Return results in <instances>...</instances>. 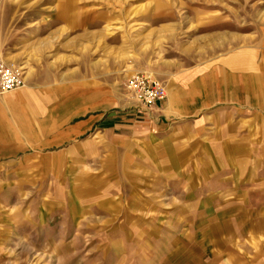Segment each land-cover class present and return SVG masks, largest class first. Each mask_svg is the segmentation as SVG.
<instances>
[{
	"label": "rangeland",
	"instance_id": "1",
	"mask_svg": "<svg viewBox=\"0 0 264 264\" xmlns=\"http://www.w3.org/2000/svg\"><path fill=\"white\" fill-rule=\"evenodd\" d=\"M0 59L27 79L3 94L26 146L0 161V264H264V0H0ZM137 72L215 102L144 120Z\"/></svg>",
	"mask_w": 264,
	"mask_h": 264
},
{
	"label": "crops",
	"instance_id": "2",
	"mask_svg": "<svg viewBox=\"0 0 264 264\" xmlns=\"http://www.w3.org/2000/svg\"><path fill=\"white\" fill-rule=\"evenodd\" d=\"M65 10V9H64ZM63 10V11H64ZM65 19V18H64ZM198 78L203 81L207 80L208 77L206 72L200 73L198 71ZM50 76V75H46ZM176 77V76H175ZM173 78V77H171ZM195 77L192 75V79ZM26 84H27V79L25 77ZM183 79L181 78H173L171 80H166L165 83L169 82H179L181 83ZM192 81V80H191ZM194 82L192 81V85ZM203 85L199 87L198 86H192V89H196V93L190 94V96L183 95V98H180V94L175 95L173 92L169 89V94L167 97L160 101L159 103L155 104L150 111H146L145 113V118H142L144 120L148 119V114L151 115L154 110L156 112L157 117H168V118H176L177 116H185L187 112L191 111V109H200L202 105L209 104L210 102L213 103L215 102V89L213 87H210L207 83L209 82H202ZM26 86V85H25ZM24 86V87H25ZM175 89V86L178 89H181L178 84L173 85ZM172 87V86H170ZM169 88V87H166ZM23 89V88H21ZM3 94L6 93H1L0 94V161L5 160V161H10L13 157H15L16 153L20 151L21 149H24L26 145H22L19 140L18 135V129H17V124H18V107L12 104L8 103V97L4 96ZM198 97L197 101H195V98ZM178 98V99H177ZM179 102V105L176 104V102ZM64 109V120L66 124L69 126L73 123H76L79 125V128L81 129H89L92 127H102V128H113L116 125V121L118 118H120V114H110L109 116H103L102 114L98 112V115H95L93 111L87 110L84 107H81V110L79 109H73L72 106H63ZM83 110V111H82ZM55 111V109H54ZM79 112H84V116L81 118H85V120L80 119L78 116ZM94 114V115H89V114ZM56 114V113H55ZM12 116V118H10ZM123 117V116H122ZM22 123L24 124L23 120ZM13 134V141H10V134Z\"/></svg>",
	"mask_w": 264,
	"mask_h": 264
},
{
	"label": "built area",
	"instance_id": "3",
	"mask_svg": "<svg viewBox=\"0 0 264 264\" xmlns=\"http://www.w3.org/2000/svg\"><path fill=\"white\" fill-rule=\"evenodd\" d=\"M24 73L22 67L7 64L0 59V93L24 88L26 85ZM125 89L136 103L148 109L167 97V91L162 82L140 72L129 76Z\"/></svg>",
	"mask_w": 264,
	"mask_h": 264
}]
</instances>
